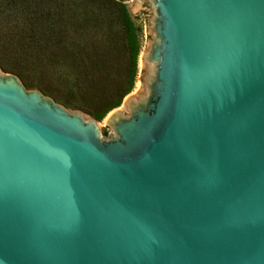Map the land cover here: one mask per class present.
Instances as JSON below:
<instances>
[{"label":"water","instance_id":"water-1","mask_svg":"<svg viewBox=\"0 0 264 264\" xmlns=\"http://www.w3.org/2000/svg\"><path fill=\"white\" fill-rule=\"evenodd\" d=\"M117 1L150 40L110 134L0 68V264H264V0Z\"/></svg>","mask_w":264,"mask_h":264},{"label":"rangeland","instance_id":"rangeland-1","mask_svg":"<svg viewBox=\"0 0 264 264\" xmlns=\"http://www.w3.org/2000/svg\"><path fill=\"white\" fill-rule=\"evenodd\" d=\"M64 1H69L72 4L77 3V8L80 12L85 9H91L89 5L91 2H86V0ZM126 7L130 11L136 24L142 28L141 53L150 40L148 19L151 13H139L141 5H126ZM48 8H52V4H49L47 6V9ZM82 17H84V15H82ZM2 18L3 17L0 15V20ZM61 19L62 24L63 22L65 24H69L70 22V17H68V15L62 14ZM107 24V22L98 23V26L87 29L84 36L81 35L76 38L69 36V40L72 38L71 40H76L79 44L74 43L71 49L68 48L61 51V62H66L64 65L60 63L53 65L51 61L48 63L43 61L42 56L44 54L50 55V53H58L60 46L57 45L56 41H53V38H49L48 35L43 33H36V37L30 38L32 33L28 26H26L27 31L25 36L28 35V51L23 55V58L20 59L12 52L0 49V68L6 73H14L18 76V72L22 73L25 81L20 76L19 77L26 87L38 89L43 93L52 92L67 102L71 109L80 110L86 118H94L93 113L101 111L103 107L113 101L115 95L109 96V93L115 92V90L122 85L124 72L126 70V59L119 35L113 29V26H108ZM1 33L12 38L17 35L15 31L8 26H3V24L0 25V34ZM80 45L81 47L79 48ZM61 49L60 47L59 51ZM90 54L96 62L100 63V66L98 68L99 72L94 74L88 85L85 86L84 81H82L85 75L82 77L80 76L82 72L80 61L82 58H84L82 60H86ZM69 62H74V68L77 67V74H79L78 80L74 81L75 75L71 78L73 81L71 87L68 85V82H65L66 69L64 68H66ZM141 67L142 65L140 66V58L138 56L135 83L133 89L129 93L135 96L144 92V86L141 81ZM122 101L116 108H120L127 112ZM78 103L82 106H79ZM104 118L96 121L100 134L106 136L111 133V130L104 125ZM104 132H106V134H104Z\"/></svg>","mask_w":264,"mask_h":264},{"label":"trees","instance_id":"trees-1","mask_svg":"<svg viewBox=\"0 0 264 264\" xmlns=\"http://www.w3.org/2000/svg\"><path fill=\"white\" fill-rule=\"evenodd\" d=\"M87 1L91 2L89 4L91 9H85L80 12L77 8V3L72 4L64 0H0V15L3 17L0 20V25L8 26L17 34L12 38L1 33L0 49L12 52L15 56L22 59L23 55L28 51V35L25 36L27 31L26 26H28L32 33L30 38L36 37V33H43L48 35L49 38H53V41H56L57 45L62 48L59 51V47L58 53L44 54L42 56L43 61L47 63L51 61L53 65L59 63L64 65L66 62H61V51L68 48L71 49L74 43H78L76 40H71L72 38L69 40L70 37L84 36L87 29L98 26L97 24L101 22H107L108 26H113V29L119 35L121 46L124 50L126 70L122 85L115 92L109 93V96L115 95L113 101L103 107L101 111L93 113L94 118L99 121L112 109L118 107L123 98L134 87L137 74V61L141 50L142 28L136 24L126 5H120L117 0ZM49 4H52V8L47 9ZM62 14L70 17L69 24H65L64 22L62 24ZM82 15H84L85 19ZM87 58L86 60H82L84 59L82 58L80 61L82 67L80 76L85 75L82 80L85 86L88 85L90 79H92L91 77L99 72L98 68L100 66V63L96 62L91 57V54ZM69 64L64 68L66 69L65 82H68V85L71 87L73 84L71 78L75 75L74 81H76L79 79V74H77V67L74 68V62H69ZM18 74L25 81L24 75L20 72ZM78 105L82 106L79 103Z\"/></svg>","mask_w":264,"mask_h":264},{"label":"bare ground","instance_id":"bare-ground-1","mask_svg":"<svg viewBox=\"0 0 264 264\" xmlns=\"http://www.w3.org/2000/svg\"><path fill=\"white\" fill-rule=\"evenodd\" d=\"M142 64H141V60H140V66H141Z\"/></svg>","mask_w":264,"mask_h":264}]
</instances>
